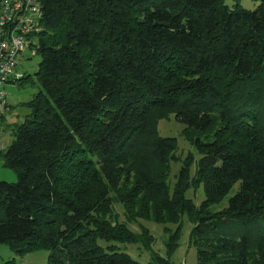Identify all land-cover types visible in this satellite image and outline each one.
Instances as JSON below:
<instances>
[{
  "label": "trees",
  "instance_id": "obj_1",
  "mask_svg": "<svg viewBox=\"0 0 264 264\" xmlns=\"http://www.w3.org/2000/svg\"><path fill=\"white\" fill-rule=\"evenodd\" d=\"M39 1L40 88L0 150L16 174L0 181V243L51 264H140L114 243L140 244L173 264L186 216L197 264H264V0ZM171 115L197 159L159 135ZM141 220L163 226L165 256Z\"/></svg>",
  "mask_w": 264,
  "mask_h": 264
},
{
  "label": "rangeland",
  "instance_id": "obj_2",
  "mask_svg": "<svg viewBox=\"0 0 264 264\" xmlns=\"http://www.w3.org/2000/svg\"><path fill=\"white\" fill-rule=\"evenodd\" d=\"M225 4L232 8L235 4H238L244 9L253 10L257 7L259 0H224ZM33 37L37 38L34 34ZM40 56L36 53V48L32 51L31 48L25 49L21 58L18 61L16 72L21 75L20 81L16 83H5L4 90L6 92V99L9 106V111L3 118L4 123V141L6 146L10 144L13 139L12 128L16 124L21 123L30 113V109L26 103L33 97V95L39 90V82L35 75L38 70V63L40 62ZM29 75V76H28ZM27 76V77H26ZM25 77V79H23ZM186 125L174 118L171 115L168 119H161L158 123L159 135L164 137H174L176 139V152L177 156L183 157L187 152H192L196 159L198 154L191 144L186 133ZM181 166V161H171L170 171L167 178V184L170 189L176 179V175ZM194 165L191 167L193 172ZM14 182L16 181L15 172L9 167L4 166L2 156L0 155V181ZM236 188V186H235ZM232 194L229 192L227 196L218 204L210 206V211L221 210L226 206L228 197ZM187 197L191 198L195 204L199 205L204 199V193L202 186L198 188H191L186 193ZM114 212L117 214L119 222L125 220L124 209L121 204H114ZM147 226L152 234L153 241L151 248L154 252H157L161 256H165L164 242L167 238V234L163 232V226L150 222L140 221ZM193 224L188 220L186 216L182 219L181 234L178 241V247L171 255V261L173 264H197V248L190 242L189 234ZM173 227V226H170ZM129 228L132 231L139 232L138 223H130ZM102 244V242H100ZM119 250L127 252L133 259L137 260L140 264H152L150 262V253L142 248L140 244H120L114 243ZM50 250H36L25 254H17L5 243H0V263L5 261H12L13 264H51L49 261Z\"/></svg>",
  "mask_w": 264,
  "mask_h": 264
},
{
  "label": "built area",
  "instance_id": "obj_3",
  "mask_svg": "<svg viewBox=\"0 0 264 264\" xmlns=\"http://www.w3.org/2000/svg\"><path fill=\"white\" fill-rule=\"evenodd\" d=\"M43 18L39 0H0V150L7 147L2 138L3 118L9 111L4 84L20 80L18 61L25 49H35L33 35L43 29Z\"/></svg>",
  "mask_w": 264,
  "mask_h": 264
},
{
  "label": "crops",
  "instance_id": "obj_4",
  "mask_svg": "<svg viewBox=\"0 0 264 264\" xmlns=\"http://www.w3.org/2000/svg\"><path fill=\"white\" fill-rule=\"evenodd\" d=\"M3 128H4V123H3ZM5 131H4V129H3V133H2V138H3V140H4V135H5V133H4Z\"/></svg>",
  "mask_w": 264,
  "mask_h": 264
}]
</instances>
